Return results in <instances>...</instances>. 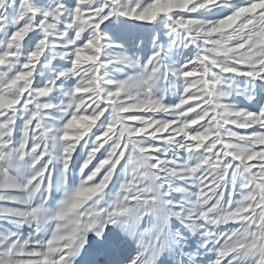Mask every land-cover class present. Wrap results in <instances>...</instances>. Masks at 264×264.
<instances>
[{"label":"snow or ice","instance_id":"6c2138e0","mask_svg":"<svg viewBox=\"0 0 264 264\" xmlns=\"http://www.w3.org/2000/svg\"><path fill=\"white\" fill-rule=\"evenodd\" d=\"M113 19L144 29L146 59ZM170 247L264 264V0H0V264Z\"/></svg>","mask_w":264,"mask_h":264},{"label":"rangeland","instance_id":"374dc122","mask_svg":"<svg viewBox=\"0 0 264 264\" xmlns=\"http://www.w3.org/2000/svg\"><path fill=\"white\" fill-rule=\"evenodd\" d=\"M146 2H148V0H145V3ZM109 24L112 31L109 32L108 35L111 36L117 43H124L129 54L138 55L141 57V59L147 58V56L151 52V46L147 43L143 48L137 46V41L144 38V29L138 31L137 27L132 24V22H128L127 24H125L123 22H117L115 19L110 21ZM148 31H151V28H149ZM131 71V69H125V72L127 73H131ZM109 78L119 79L122 78V74L118 72H111L110 70ZM168 99L172 100L174 99V97L170 95ZM232 103L242 107L247 102L244 100L243 96H238L233 98ZM190 115H194V113H191ZM194 127H198V125ZM85 153V149H78V155L74 158V164L76 166H78L79 163L82 162L83 154ZM78 180L79 178L75 175V172H73V174L68 177L67 186L74 187L78 183ZM53 183L55 185H60L62 183V177L59 172V168H57V171L53 174ZM192 191H194V189H192ZM54 197L56 200H58L61 197V192L58 190L55 191ZM199 241V236L189 235L188 241L184 247V252L191 253L196 251ZM129 244L131 245V240H129ZM132 247L134 248V245H132ZM200 258L204 261V264H208V256L202 254ZM157 264H188V261L186 259V256L182 255L179 250L170 247L168 251L164 252L159 257Z\"/></svg>","mask_w":264,"mask_h":264}]
</instances>
